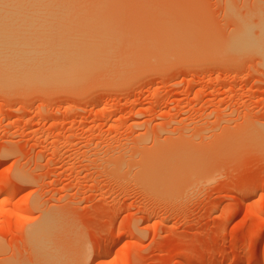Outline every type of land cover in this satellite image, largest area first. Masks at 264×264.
Listing matches in <instances>:
<instances>
[{
	"label": "rangeland",
	"instance_id": "374dc122",
	"mask_svg": "<svg viewBox=\"0 0 264 264\" xmlns=\"http://www.w3.org/2000/svg\"><path fill=\"white\" fill-rule=\"evenodd\" d=\"M106 2L116 52L137 61L115 54L127 67L76 87L0 86V264H45L27 233L42 217L52 264H264V53L229 51L241 28L264 34V0ZM170 24L184 33L169 54ZM179 148L193 173L175 169L168 190L141 178L145 158Z\"/></svg>",
	"mask_w": 264,
	"mask_h": 264
},
{
	"label": "bare ground",
	"instance_id": "6f19581e",
	"mask_svg": "<svg viewBox=\"0 0 264 264\" xmlns=\"http://www.w3.org/2000/svg\"><path fill=\"white\" fill-rule=\"evenodd\" d=\"M96 1L103 2L105 4L107 3L106 2L107 0H105V2H104V0H0V86L8 87V88L9 87L13 88V86H14V88L24 86L23 87L24 90L28 89V88L26 89V86L29 87L31 85H35V86L41 85L39 87H42L45 85V87H47L46 85L58 86L60 84L59 86H62V85L64 86V84L65 85L67 84L69 86L72 84L73 87H76V85H74V84L81 83V81L84 78H88L90 73L96 71L97 69H98L97 70L98 72H101L104 70H105V72H107V70L110 69V71H108V73H112L111 72L113 70L112 67H114L116 65L115 64L116 61H118V59L117 60L115 59L114 55L118 54L117 53L118 51L121 52V50H123L122 45L120 46V41L118 40V39L121 40V34L119 33L120 31L118 29V26H117L115 20L110 19V18H112L113 15H109L107 13L102 12V10L105 7L109 8L110 3H109V5L107 4L108 6L107 5L105 6L104 4H100L99 2H96ZM108 1L110 2V0H108ZM105 12H107V11H105ZM100 13H103L104 15L100 14ZM112 13H114V11H112ZM106 15L107 16L109 15L111 17L108 18ZM239 18L242 19L243 17L242 18L239 17ZM109 19L111 21V22H109L110 24L106 22V20L109 21ZM114 19H115V17H114ZM166 19H168V18H166ZM246 19H247V17L242 19V20L246 21ZM164 20L165 19H163L162 21H164ZM242 20H240L241 22H239V25H238L240 27H242L241 25H244V24L246 25V23H247V22L246 23L242 22ZM172 21L173 20L169 19V21H167V22H172ZM247 21H250V19H248ZM167 22L165 24L169 25V23H167ZM260 22L263 23V21H260ZM161 23L162 22H160L158 24L160 25ZM241 23H244V24H241ZM162 24H164V23H162ZM250 24H252L251 26H254L253 23H250ZM166 25H164V26H166ZM170 25H171V27H168V28H167V26H166V28L164 27L165 29H167L166 32H168L167 34L165 32V34L167 35L166 38H165V36L161 37V39L163 38V40H164V38L166 39V41L164 40L165 42H163V44H165V45L168 44V46H169V47L166 46V49L171 48L172 45L176 46L175 44H177V43L176 42L174 43L173 40L176 39L178 36L181 37L184 33V31H182L183 33H181V31L179 30V29H181L180 27H177V26L172 27L173 24H170ZM258 25H260V24H258ZM133 26H135V25H133ZM145 26L146 25L135 26L134 27L135 29L133 28L132 31L138 30V32H135L138 34L139 31H141L139 28H141V29L146 28V32L144 29L142 31V33L146 34L148 31V28L154 29L153 27H151V25H148L146 27ZM137 27H139V28L137 29ZM176 27H177V29H176ZM162 28H163V26L160 29H162ZM170 28H172V29H170ZM239 28L237 27V29L235 30V33ZM130 29H132V28L130 27ZM152 29H150V31ZM168 29H169V31H168ZM241 29H242V32H241V30H239L236 33L237 35L235 34V37L232 34L234 37L233 39H231L232 35H231V38H229L231 40H234V42H232L233 46L231 45L233 50H229L230 47H226V48H228L229 51H232L235 53H240L243 50L254 51V52H255V50H257L258 52L262 51L261 53L263 54L264 49L262 50V48L264 46L262 44H264V39L261 35L264 36V34L259 33L258 39L255 38V42H254V38H252V37H254L252 35V32L247 31L246 30L247 28H245V29L241 28ZM127 32H129V34ZM127 32H126V34H128V35L131 34L129 30ZM169 32H171V33H169ZM258 32H261V31H258ZM152 33H151V35H153ZM249 33H251L252 36ZM156 34L158 35V33H156ZM162 34L164 35V33L161 32V34H159V36ZM125 35H122L123 36L122 42L124 40ZM168 35H170V36H168ZM254 35H256V34H254ZM148 36H150V33L148 34ZM127 37H125V39ZM168 37L170 39H168ZM130 38H132V37H130ZM155 38H157V37H155ZM155 38H153V37L148 38L149 40L144 38V40H146V42H147V40L150 42L151 41L150 39H153L152 41L155 42V41H157V40H154ZM141 39H143V38H141ZM141 39H140V41H143ZM256 39L257 40L261 39V41L263 40V43L261 44V42L258 41V43H260V44L258 46L255 45V44H258V43H256V41H257ZM127 40H129L130 42H132L134 40V44H137L135 42L138 41L139 39L138 38L137 39L132 38V41L130 39H126V42L124 40V42H125V43L123 42L124 46H126V44H127L126 47L128 48L129 42ZM162 41L160 40L161 43L159 42L158 46H159V44L162 46H165L162 44ZM122 42H121V44H122ZM153 42H151L149 44L153 45ZM229 42L227 41L226 45L230 46ZM132 43H131V45H133ZM139 43H141V42H139ZM143 43H141V44H143ZM145 44H146V46H149L151 48V46L149 44H147V43H145ZM155 45H156V42H155ZM181 45L184 46V45H186V43L185 44L180 43V46ZM250 45H252L251 47L255 46L254 48H257V49L249 50L248 47ZM260 45H261V47H259ZM117 46L118 47L120 46L122 49H118ZM139 46L140 45L137 44L135 49L137 47L141 48ZM154 47L155 46L153 45L152 48H154ZM157 47H155L154 50L158 49L161 46H159L158 48ZM244 47H246L248 49H246V48L244 49ZM162 48H165V47H161L157 52L154 51L155 52V53H153L154 56H152L151 58L155 57V55L159 52H160L159 55H161V57L163 58L162 55H166V52H164L165 54H162L163 53ZM239 48H242V50ZM260 48H261V50H258ZM168 49H167V51L170 54ZM235 49H237L238 52L234 51ZM116 50H117V52H116ZM172 51L174 52V49H172ZM122 54L123 55L118 54L117 56H119V57L124 56L125 58L124 57H120V58L123 59L122 61H125V59H126V62L129 61L127 63L128 65L131 64L133 59L135 58V56L132 58L133 55L130 52L127 53V55H124L125 53H122ZM128 54H131L129 59L126 58L128 56ZM135 54H136V52H135ZM143 54L144 53H142V55ZM145 55L148 58V55L150 56L151 52L149 54H145ZM159 55L157 54L156 58H158ZM138 56H136V59ZM262 56L264 57V55H262ZM119 57H117V58H119ZM139 57H141V54ZM146 57L145 58L141 57L140 59H146ZM113 58L115 59V61L113 60ZM110 60L112 61V63H114L113 64L114 66L112 65V63L109 64ZM149 60H150V58H149ZM263 60H264V58H263ZM122 61H118V65L120 64V66H123L125 64L126 66L125 65L124 66L127 67L126 62L123 63ZM134 61H137V60L134 59ZM139 61H141V60H139ZM145 61H147V59ZM121 63H123V64H121ZM143 63H144V60H143ZM134 64H136V63H134ZM134 64H132L131 67ZM137 64H139V62H137ZM109 65H111V66H109ZM118 65H116V68ZM106 66H109V68L108 67L106 68ZM118 68H120V67L118 66ZM129 68H130V66H129ZM100 69H102V70H100ZM121 69H123V72L129 71V70H125L124 68H121ZM115 71H113V74ZM119 71H120V69H119ZM119 71L116 72V74L122 72V71H120V72ZM98 72H96V73H98ZM91 76H93V73ZM78 86H80V85H78ZM32 87H34V86H32ZM73 87L71 86L70 88H73ZM10 88H9V90H10ZM6 89L7 88H5L3 90H6ZM19 89L21 90V88H19ZM13 90H15V89H13ZM263 125H264V123H263ZM258 126H259V124H258ZM258 126H256V128ZM259 127H260V129L258 128L259 130H255V132L258 131L260 134H262V135L259 134V137L262 138V136H264V128H263L264 126L262 127L260 125ZM256 136L258 138L257 133H256ZM263 140H264V137H263ZM163 152L164 151L160 152V154L155 153L158 155L154 154V156L149 157L150 159L145 158L146 160L144 159V162H143L144 164L141 163L143 166L142 165H141L142 167L140 166L141 172L139 173V175L143 176L145 174V177L143 176L144 178L141 176V178L143 180H145V182L150 177H151V180H149V182H152V180H155L157 177H158L157 180L158 179L160 180L162 178L161 179L162 181L161 180L160 181L163 183H161L160 181L158 183V182H156L157 180H155L153 182V184L149 183V182H146V183H148L151 186L153 185L154 188H156L155 186H157L158 184H161V186H158L157 188L160 190L161 189L163 190L162 185L165 182L164 185H165V187H167L166 189L168 190L169 185L172 187V185H174V183H176L175 179H177V177L174 176V175H176L175 169L182 167V168L188 169L187 170L188 172L192 171V167H189V166H192L191 165L192 163H190V162H192L191 161L192 155L190 156V154H189L190 152H188L186 149H183V148L171 150L168 153L166 151H165V153H163ZM151 155H153V154H151ZM189 159H191V160H189ZM138 167H137V169H139ZM173 172H175V173L173 174ZM193 172L194 171H192V173ZM159 176H160V178H159ZM165 176H167V177H165ZM163 177H165V178L163 179ZM166 178H171V179H169L170 181L169 180L167 181V180H165ZM2 182H4V181H2ZM170 182H173V184H171ZM1 187H3L4 190L8 189L12 192L17 189L16 187H14V185L12 186V185H9L6 183L5 184L3 183L1 185ZM31 227H30L31 229L29 228L30 230L28 229L29 230L27 232L28 236L30 237L31 241H33L36 244V246H37L36 248H38L39 251L42 252V255H44L45 261H46L45 264L46 263L52 264L51 262L52 261L54 262V259L51 260V258L56 257L58 254H56V252L51 247L49 238L47 237L48 236L47 235V227L49 228V222H47L45 217H42V220L40 221V223L38 225H36V226L33 225ZM242 250H243V246H242ZM202 256H203V254H202ZM57 257H59V256H57ZM200 259H203V258L201 257ZM209 259H211V258H209ZM206 260H204V261L206 262ZM251 260H252L251 264L258 263V261L254 258ZM219 261H222V260H219ZM219 261H217V262H219ZM214 262L213 263L211 262V263L216 264V261H214ZM211 263L206 262V264H211ZM60 264H63V263L61 262ZM245 264H247V262Z\"/></svg>",
	"mask_w": 264,
	"mask_h": 264
}]
</instances>
